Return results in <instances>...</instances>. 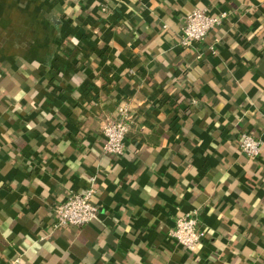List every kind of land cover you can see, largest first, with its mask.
Here are the masks:
<instances>
[{
  "label": "crops",
  "instance_id": "0c3cea01",
  "mask_svg": "<svg viewBox=\"0 0 264 264\" xmlns=\"http://www.w3.org/2000/svg\"><path fill=\"white\" fill-rule=\"evenodd\" d=\"M197 8L225 17L185 47ZM89 187L93 219L55 228ZM0 264H264V0H0Z\"/></svg>",
  "mask_w": 264,
  "mask_h": 264
},
{
  "label": "built area",
  "instance_id": "2783aa9c",
  "mask_svg": "<svg viewBox=\"0 0 264 264\" xmlns=\"http://www.w3.org/2000/svg\"><path fill=\"white\" fill-rule=\"evenodd\" d=\"M225 13L215 15L207 9H194L186 15L182 29L181 44L185 47L205 40L208 33L222 23ZM132 116L129 107L118 109L116 117L103 121L102 132L105 138L103 150L108 155H122L126 149V137L130 130ZM240 149L251 159L260 157L263 141L249 133H242ZM95 192L89 187L84 192L73 193L54 208V227L73 225L81 227L89 223L98 212L92 202ZM201 223L195 212H188L178 217L170 235L177 243L189 251H194L202 239Z\"/></svg>",
  "mask_w": 264,
  "mask_h": 264
}]
</instances>
